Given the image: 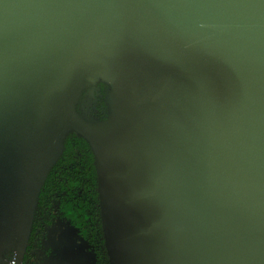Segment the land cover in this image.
Listing matches in <instances>:
<instances>
[{
	"label": "water",
	"instance_id": "1",
	"mask_svg": "<svg viewBox=\"0 0 264 264\" xmlns=\"http://www.w3.org/2000/svg\"><path fill=\"white\" fill-rule=\"evenodd\" d=\"M69 132L109 264H264V0H0V261Z\"/></svg>",
	"mask_w": 264,
	"mask_h": 264
},
{
	"label": "trees",
	"instance_id": "2",
	"mask_svg": "<svg viewBox=\"0 0 264 264\" xmlns=\"http://www.w3.org/2000/svg\"><path fill=\"white\" fill-rule=\"evenodd\" d=\"M104 92L105 85L100 81L82 90L80 101L86 115L95 119L105 117ZM76 109L79 110L78 104ZM55 217L65 219L75 229L87 256L86 264H109L102 234L92 151L88 143L73 132L64 136L62 150L40 185L19 264H25L26 255L33 246L41 247ZM13 255L14 248L11 246L2 253L0 264H9Z\"/></svg>",
	"mask_w": 264,
	"mask_h": 264
},
{
	"label": "flooded vegetation",
	"instance_id": "3",
	"mask_svg": "<svg viewBox=\"0 0 264 264\" xmlns=\"http://www.w3.org/2000/svg\"><path fill=\"white\" fill-rule=\"evenodd\" d=\"M65 224H68L65 219L55 217L47 230L45 238H43L41 242V247L39 248L33 246L28 251V254L25 258V264H62V260L68 264H86L87 256L84 253L85 251L83 249V244L81 243L82 241L77 236L75 229L69 224L68 225L74 230L76 241L72 247H67L65 245L66 242L64 239L68 233L66 230L67 226ZM51 235H53V237L56 236L57 246H59V252H56L57 250H51L52 246H45V240H49V237L53 238ZM54 246L55 245H53V247ZM66 253H69L67 257L70 256L69 260H71V262L65 261Z\"/></svg>",
	"mask_w": 264,
	"mask_h": 264
},
{
	"label": "rangeland",
	"instance_id": "4",
	"mask_svg": "<svg viewBox=\"0 0 264 264\" xmlns=\"http://www.w3.org/2000/svg\"><path fill=\"white\" fill-rule=\"evenodd\" d=\"M67 227H66V230H67V236L65 237V242H66V246L67 247H72L76 241V236H75V233H74V230L68 225V224H65ZM53 237V235H51ZM52 246L55 245L53 248L51 247V250H57L56 252H59V246H57V240H56V236H54L53 238L49 237V240H45V246ZM57 246V247H56ZM62 247V246H61ZM60 247V248H61ZM72 251V250H71ZM69 253H66V262H71V260H69L70 256L67 257ZM62 264L65 263L63 260L61 261ZM87 262V261H86ZM65 264H68V263H65Z\"/></svg>",
	"mask_w": 264,
	"mask_h": 264
}]
</instances>
